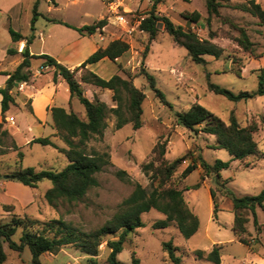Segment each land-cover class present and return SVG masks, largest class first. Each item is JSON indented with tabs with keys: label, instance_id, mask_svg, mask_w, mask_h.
Instances as JSON below:
<instances>
[{
	"label": "rangeland",
	"instance_id": "rangeland-1",
	"mask_svg": "<svg viewBox=\"0 0 264 264\" xmlns=\"http://www.w3.org/2000/svg\"><path fill=\"white\" fill-rule=\"evenodd\" d=\"M35 1L2 0L0 8L4 9L11 3L14 8L9 19L6 13L0 11V49L11 41L9 26L29 37L47 23L46 17L79 25L91 24L107 12L103 0H56L57 5L47 0H38L40 14L36 16L34 28L31 29ZM104 1L107 3L110 0ZM17 2L18 5H15ZM123 3L132 9H124L122 6L123 9L119 7V11L134 23L140 16L146 15L152 0H124ZM221 3L219 15L213 16L209 24L201 20L193 26V31L202 38L208 37L210 30L213 31L216 35L215 43L223 48L220 57L209 55L205 64L192 61L186 49L174 43L161 23L158 24V34L152 41H149L147 32L139 29L133 31L129 38L133 59L123 71L129 73L133 83L145 92L142 126L134 129L131 123H127L115 129L114 116L108 113L107 127L103 134L89 139L85 144L86 152L96 153L104 159L100 171L95 174L97 185L89 188L79 200L70 202L60 199L52 206L43 197V192L51 186V181L45 179L36 186V193L42 194L36 206L28 210L29 215L15 213L17 216L27 215L37 219L39 222L34 224L35 229L41 228L45 221L62 219L78 231H92L120 209L122 200L131 193L135 183H140L147 190L151 189L150 178L142 171L141 165L151 160L158 162L163 147L165 159L184 157L167 184L183 189V198L198 216L199 227L189 238L181 235L174 221L166 228H154L153 223L163 219L164 214L150 209L142 214L145 225L127 233L123 249L117 254V258L128 262L133 251L135 257L140 258V264H172L161 244L171 240L172 245L177 248L175 254L181 257L180 264H213L205 257L197 258L194 252L196 249L209 251L215 243L219 246L222 264H264V209L257 207L255 218L249 209L238 211L242 219H245L243 225L246 231L241 235L246 240L244 244L232 232L234 213L231 198V195L257 194L264 189V95H257L246 101H233L210 91L206 78V73H209L212 82L234 92L255 90L258 86V74L264 66V26L248 12L232 8L228 0ZM177 4L187 10H200L205 18L204 0H162L156 7L157 13L165 15L164 11L170 12V8ZM260 5L264 8V1ZM159 7L163 9L161 12ZM184 11L186 10L178 8L173 12L175 14H171L176 20L184 22L181 15ZM112 25L116 24L113 22ZM240 28L246 31L252 41L251 50H244L238 44ZM31 42V48L36 52L40 41L34 37ZM146 47L148 49L144 56ZM31 62L36 65L39 60L33 58ZM5 64L9 65L7 62ZM142 66L153 75L156 87L163 92L171 106L159 100L144 75H138ZM81 73L83 70L77 71L76 77ZM83 93L91 96L90 88L86 86V92ZM93 94L96 95L94 92ZM195 101L225 122L229 121L230 115H234L242 126L255 124L257 129L253 137L257 143V153L241 160L231 159L225 149L215 147L213 135L199 130L201 126L192 130L179 125L174 113L187 110ZM109 102L108 106L114 103L111 98ZM74 109L82 112L78 115L84 117L82 104L77 102ZM3 141L6 146L11 144L9 137H4ZM156 144L157 150L154 152ZM8 151L10 152L0 157L2 175L17 169L20 164L38 169L59 170L67 163L56 149L40 143L23 148L24 156L21 161H18L15 150ZM197 155H201L208 163H213L216 159L230 160V163L227 168L222 169L220 178H216L212 172H205L201 167L193 170L186 178H180V172ZM119 171L123 172L118 173ZM157 183V180L154 181V185ZM210 188L215 191V215ZM11 215H0V223L10 220ZM20 232L21 229L18 228L13 236L15 241H18ZM120 233L121 230H118L114 234L104 235L97 255L94 256L69 244L42 253L39 259L48 264H106L110 252L107 240L116 239ZM2 246L6 254L3 264H32L28 248L12 250L6 242Z\"/></svg>",
	"mask_w": 264,
	"mask_h": 264
},
{
	"label": "trees",
	"instance_id": "trees-1",
	"mask_svg": "<svg viewBox=\"0 0 264 264\" xmlns=\"http://www.w3.org/2000/svg\"><path fill=\"white\" fill-rule=\"evenodd\" d=\"M55 3L54 0H49ZM162 0H152L150 9L146 15L140 20L138 28L148 33L149 41L155 39L158 34V24L163 25L166 31L176 45L186 49L188 56L196 63L205 64L207 61L204 55H212L218 58L223 53V48L212 41L216 35L213 31H209L207 38L200 37L190 26L183 27L175 24L168 16L159 15L156 12V5ZM207 16L206 23H210L213 16L219 15V8L222 3L219 0H204ZM38 0L34 2L31 17V29L36 16L39 15ZM234 9H239L248 12L256 17L261 25L264 26V8L255 0H246L240 3L231 4ZM189 21L197 23L201 18V13L197 10L182 13ZM54 23H61L71 27L78 32L93 33L97 29L101 30L106 25V18H101L91 24H83L75 26L60 19H48ZM9 33L13 41H18L23 38L20 32L9 28ZM30 38L26 37V45L22 50L23 59L17 67L10 73L6 81V86L0 88L2 94L1 113L2 121L0 122V155L6 154L8 150H15L18 155V161L23 158V152L11 139V144H4V137H8V132L2 129L4 120V112L7 110L12 97L9 90L15 82H21L28 79V73L24 71L30 64L31 57H42L48 65L55 68V74H60L68 84L71 96L78 98L84 108V117H80L73 110H66L60 106L50 108V113L54 122V126L58 134L65 143V146H58L48 137H36L32 142H38L43 145H51L59 152L65 155L68 162L59 170L39 169L36 170L33 166L19 167L6 173L0 174V177H5L9 180L19 181L30 187H36L42 180H50L51 186L47 188L43 194L45 201L49 205H55L58 200L76 201L81 199L86 191L97 185L95 174L100 171L104 162L102 156L96 153L86 152V142L97 136H101L107 127V115L111 113L114 116L113 127L119 129L127 123H131L134 129L142 126L141 118L143 108L142 102L145 98V92L133 83L132 76L126 73V77L120 74H113L108 79L99 76L97 73L84 69L83 73L76 77V72L79 68H85L88 63L96 62L103 57H108L115 60L121 56L129 48V43L121 38L110 40L105 46L98 47L92 52L79 67L70 70L66 66L57 62L55 58L48 54L31 55L27 44ZM238 44L244 50H251L253 45L246 31L243 28L239 29L237 37ZM148 47L144 51V56L147 53ZM8 49V52H11ZM119 68L123 70L122 65ZM138 75H144L148 81L149 87L154 91L159 100L168 106L170 102L165 98L163 92L156 87L155 79L143 66L140 68ZM207 88L216 93L224 95L226 98L238 101L248 100L257 95H264V66L258 74V86L253 91L241 90L234 92L226 87L220 86L209 79V73H206ZM81 82L92 84L102 89L111 91V100L114 102L112 106H108L104 101L94 98L90 100L84 95L81 87ZM176 121L179 125L196 130V126H201L200 131L215 137V147L225 149L231 159H244L247 156L255 155L258 151L257 143L254 140L253 133L256 131L255 124L240 125L234 115H230L229 121L225 122L219 116L208 110L198 101L193 102L187 110L176 111ZM157 144L153 148L155 152ZM164 148L160 150L158 162L155 160L148 161L141 165L142 171L148 175L151 181V189L147 190L140 183H135L131 193L122 200L120 209L113 216L105 221L100 227L89 231L81 232L71 227L62 219H51L43 222L41 228H34V224L38 223L37 219L23 215L17 216L11 213L10 220L0 223V264L6 259V254L3 250L2 243L6 242L12 250L21 251L25 247L31 253L32 264H48L42 263L39 259L44 252H51L65 245L78 246L82 251L89 255H97L98 247L104 235L114 234L118 230L121 233L116 239L107 240V246L110 252L107 257L106 264H139V258L135 257V253L131 252V260L129 263L120 261L117 254L122 251L125 238L128 232L145 225L142 219V213L150 209H156L163 213L165 217L158 219L153 223L154 228H164L171 221L176 223L177 229L184 238L192 236L199 227V218L188 207L183 198V189L177 188L171 184H167L170 180L176 166L184 159L183 156L173 160H168L163 157ZM230 160L223 161L216 159L213 163L206 162L201 155L191 158L190 162L180 172V178H186L193 170L201 167L205 172H212L216 178L221 177V170L229 166ZM119 171L118 173H122ZM158 181L154 185V181ZM210 195L213 201V214L217 211V203L215 201V191L210 188ZM232 210L234 213L232 232L237 239L246 244V240L241 236L246 228L244 227L245 219H242L238 213L241 209H249L252 216L256 217V208L264 209V189L257 194H245L242 196L231 195ZM7 209L8 206L4 205ZM21 229L18 241L13 239L14 234ZM162 248L167 252V256L172 264H180L181 257L175 254L177 248L172 245L171 240L163 241ZM195 255L197 258L205 257L213 264H221V253L219 246L214 244L209 251L196 249Z\"/></svg>",
	"mask_w": 264,
	"mask_h": 264
},
{
	"label": "crops",
	"instance_id": "crops-1",
	"mask_svg": "<svg viewBox=\"0 0 264 264\" xmlns=\"http://www.w3.org/2000/svg\"><path fill=\"white\" fill-rule=\"evenodd\" d=\"M54 1L55 3L52 4L57 5V1L56 0ZM123 1L124 0H114L113 2L118 5V10L119 7L122 8V6L124 9L131 10L132 7L129 6L128 4H124ZM219 1L224 2L227 0H219ZM244 1L246 0H228V2H231V4L240 3ZM263 1L264 0H255V2L259 4L260 3L262 4ZM1 2L2 0H0V4ZM103 2L105 7L107 8V12L100 15V17L97 20L103 18L104 16H107L106 17L107 23L102 27L101 30L97 29L93 33H87V32L80 33L77 30L68 27L64 24L54 23L48 20V19H58V18L46 17L47 23L44 24L40 28V30H36V33H31L29 35L30 42L27 44L29 53L31 55L48 54L53 58H55L57 62L66 66L70 70H73L76 67H79L81 63L98 47L105 46L110 40L121 38L129 43L128 50L125 51L121 56L117 57L115 60H111L108 57H103L102 59L96 62L88 63L85 66V68H79L77 71L80 72L84 69H89L105 79H108L109 77H111L113 74L116 73L120 74L123 77H126L125 71L119 68V64L122 65V68H126V66L128 65V61L133 59V56L131 55L132 43L129 37L123 34L122 26L118 24L114 14L110 12L108 8V2L105 3L104 0ZM159 3L157 5H159ZM15 5H18V2ZM163 5L164 8H166L167 10L166 5L165 4ZM178 6L179 4H177L174 7L172 6L170 8L171 11L170 12L164 11V14L168 16L175 24L181 25L183 27L190 26L192 29H194L193 26L196 25V23L189 22L183 16L182 13L181 15L184 22L180 20H176V18H174L172 14H175L173 12H175V10H178V8L181 10H186L184 12H191L197 9L187 10L185 8ZM13 8L14 5H12L11 3L6 5L4 9L0 8V11L6 13L9 19L10 18L9 14L13 10ZM158 10H160L161 12V10L163 9L159 7ZM197 11H199L202 15L198 22H200L201 20L204 22L205 21L204 14L200 10ZM156 12H157V8H156ZM206 16H207V11L205 17ZM113 22L116 25H112ZM81 25L83 24H79L75 26H81ZM136 25L137 23L135 24V26ZM9 28L12 27L11 26L8 27V32H9ZM33 28H34V24H33ZM21 35L23 36V38L18 41H13L10 36L11 38L10 43L7 44V46H3V48L0 49V88L6 86V81L10 73L17 67V65L23 59V55L21 52L26 45V37L28 36L22 33ZM121 35H123L124 37H121ZM34 37L38 38V40L40 41V46L38 50H36V52H34L31 48L32 46L31 41ZM214 39L215 38H212V41L216 42V40ZM8 49H11L12 51L8 52ZM207 56L209 55H204L206 61H207ZM33 58H38L39 60L38 64L36 65L32 64L31 60ZM6 62L9 65L5 64ZM146 67L148 68L147 64ZM24 71L28 73V79L24 81L25 84L23 85V87L21 89H18L19 82H15L12 88L9 90V93L12 97V101L9 102L8 108L3 114L4 120L2 122V129H5L8 132V137L11 138L14 141V143H16V145L19 147L21 151L25 147L30 148L33 146V144L38 143V142H32V140L36 137H48L58 146H65L64 141L62 140V138L58 134L57 129L54 126V122L50 113V108L53 106H60L65 108L66 110L71 109L75 113L80 114L82 112L76 111L74 109V104L76 105L77 102L80 103V101L78 100L77 97L70 95L68 84L60 74H56L54 78L55 68L52 65L46 64L44 58L31 57L30 64L28 67L24 69ZM80 84L83 89V92H86V86L90 88L91 96L84 94L90 100H93L94 98H98L99 100L104 101L107 105L110 104L109 99L111 98V91L109 89H102L92 84H86L83 82H81ZM93 92L96 93L95 96ZM1 99H2V94L0 93V122L2 121ZM112 105L113 104H111L110 106ZM7 119H11V120H7ZM47 146H51V145H47ZM58 153L62 154L59 151ZM4 155L5 154L0 155V157ZM62 155L64 156L65 160H67L65 155L64 154ZM66 164H64V166ZM20 166L26 167L20 164L18 165V168ZM35 169L39 170L38 168ZM4 174L6 173H3V175ZM205 183L206 182L204 181L203 184ZM40 196H42V194L41 192L36 193V187H30L19 181L9 180L5 177H0V215H5L9 213L10 214L21 213V214L29 215L27 213L28 210L32 209L33 206H36L37 200H39ZM4 205H7L8 208L5 209ZM130 260H131V254H130ZM129 262L130 261L125 263H129ZM139 264H140V258H139Z\"/></svg>",
	"mask_w": 264,
	"mask_h": 264
},
{
	"label": "built area",
	"instance_id": "built-area-1",
	"mask_svg": "<svg viewBox=\"0 0 264 264\" xmlns=\"http://www.w3.org/2000/svg\"><path fill=\"white\" fill-rule=\"evenodd\" d=\"M108 8L110 12L114 14L118 24L122 26L123 34H125L127 37L130 38L132 36L133 31L139 29L138 25L140 20L143 18L142 16H140L139 19L135 20V24L137 23V25L135 26V24L131 23L130 20L124 14L119 12L118 5L115 4L113 1L108 2ZM139 31H143V30L139 29ZM131 62L132 60L128 61V64H131ZM24 84H25L24 81L19 82L18 89H21ZM7 120H11V119H7Z\"/></svg>",
	"mask_w": 264,
	"mask_h": 264
}]
</instances>
